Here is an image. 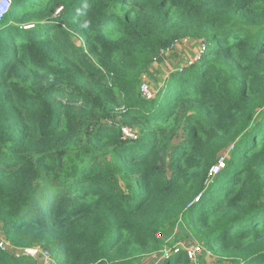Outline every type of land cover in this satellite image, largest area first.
Listing matches in <instances>:
<instances>
[{
	"label": "trees",
	"instance_id": "1",
	"mask_svg": "<svg viewBox=\"0 0 264 264\" xmlns=\"http://www.w3.org/2000/svg\"><path fill=\"white\" fill-rule=\"evenodd\" d=\"M186 38L200 58L147 98L144 75ZM174 232L215 264H264V0H12L0 236L14 248L0 246V264H43L16 256L28 247L52 264L162 250V264H195L166 255Z\"/></svg>",
	"mask_w": 264,
	"mask_h": 264
},
{
	"label": "rangeland",
	"instance_id": "2",
	"mask_svg": "<svg viewBox=\"0 0 264 264\" xmlns=\"http://www.w3.org/2000/svg\"><path fill=\"white\" fill-rule=\"evenodd\" d=\"M200 51L201 49L199 48V45L195 44V41L193 40H187L186 38L183 39L182 41H178L172 48L160 54L159 58L155 60L152 67L150 68L151 69L150 72L144 75L143 84L146 83L148 85V89H151L153 92H157L164 83V80L170 74V72H173L174 70L177 69H181L184 65H187L192 61H195ZM131 132L132 134H134V130H131ZM227 154L228 153H224L222 155L227 157ZM213 177L214 176H212L211 178ZM175 231H178V229L176 228ZM176 234L177 233L174 232L169 236V238L166 239V243L164 245L165 253L171 254L172 252H175L177 249L179 251L186 249L188 253L190 250H193L195 251L193 253V257L190 256L189 257L193 260L195 264H215V258H213L211 255L201 254L203 252L202 244H200L198 240L192 239V241H190L184 236L177 237ZM1 241H4L5 244L9 242L5 240V238L0 236V242ZM8 247L9 248L12 247V249L14 248V246L10 244V242ZM44 252H46L45 249L41 248V253L39 255L42 256L43 264L46 259L45 256L43 255ZM162 252L159 253V256L154 254L150 258L146 259L144 261L145 264H162L163 257L165 256V254L162 255L163 254ZM198 253L200 256L202 255L201 257L199 256L200 258H197Z\"/></svg>",
	"mask_w": 264,
	"mask_h": 264
},
{
	"label": "built area",
	"instance_id": "3",
	"mask_svg": "<svg viewBox=\"0 0 264 264\" xmlns=\"http://www.w3.org/2000/svg\"><path fill=\"white\" fill-rule=\"evenodd\" d=\"M11 4H12V0H0V21L3 19V17L5 16V14H7V12L9 11L10 7H11ZM200 58V54L197 55L195 61L197 59ZM194 62V61H192ZM191 62V63H192ZM142 90L144 92V94L147 96V97H151L152 96V93L150 91V89H148V85L146 83L142 84ZM124 131V134L127 135V136H133L132 132H131V129L129 128H124L123 129ZM225 159H226V156L222 155L220 156V158L218 159V162L212 166L211 170H210V176H215L224 166H225ZM9 245V242L5 244L4 241H1L0 242V246L2 248H5V247H8ZM179 250L177 249L175 252H178ZM195 251L193 250H190L189 251V256L190 257H193V253ZM41 253V249L40 248H36V247H28V248H23V249H19L17 252H16V255L18 256H29V257H37L39 254ZM45 256V262L44 264H52L51 263V257L49 255V253L46 251L44 252L43 254ZM168 255V253L166 254Z\"/></svg>",
	"mask_w": 264,
	"mask_h": 264
}]
</instances>
